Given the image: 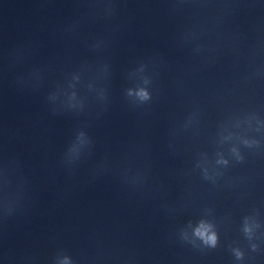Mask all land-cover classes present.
I'll return each instance as SVG.
<instances>
[{
    "label": "clouds",
    "instance_id": "9594fccd",
    "mask_svg": "<svg viewBox=\"0 0 264 264\" xmlns=\"http://www.w3.org/2000/svg\"><path fill=\"white\" fill-rule=\"evenodd\" d=\"M104 11L107 14H111L113 9L111 7V4H107L104 8ZM200 36L195 31H188L184 34L182 37V41L187 43L190 41H197L199 40ZM203 49V45L197 44L194 51L196 53H200ZM211 53V50H209V54ZM140 72L144 71V66L142 65L139 69ZM152 85V79L148 76H141L139 83L135 87H129L126 89V96L129 99V101L135 105L140 106L144 104H148L153 99V92L150 90V86ZM75 95V94H73ZM54 98V97H53ZM191 120V118H189ZM91 139L87 136V134L84 131H79L76 134L75 140L70 144V146L67 149V152L64 156V162L68 165L74 164L76 161H78L82 154L84 153L85 149H90L91 146ZM245 144L248 143V141H244ZM231 152L236 154L237 161H242V157L239 155L237 149L233 147L231 149ZM217 159L215 163L217 165L222 166H228L229 160L224 158V156L220 153L217 154ZM208 163L207 160L204 161V164L206 165ZM198 168H202V173L204 179H212V177L209 176V169L206 166H202L200 163L196 165ZM129 182L132 184H143L144 178L141 174H137L131 178H128ZM2 183L3 188L5 190V197H4V213L5 215H11L16 207V201L9 198L7 189L10 186V180H9V172L8 169H5L2 177ZM206 214H209L206 212ZM260 225L258 223H255L254 220H251V218L246 217L243 223L242 231L245 234V236L251 240L254 235V229L258 228ZM179 236L182 241L192 244L194 247H203V248H209V249H215L219 244V234L217 231V225L210 219L206 218H200L199 220L193 222L192 220H189L185 226H183L179 230ZM199 242V243H197ZM256 245H252V249L256 250ZM234 257L236 260H242L244 257V253L240 248H233L231 249ZM52 264H75V261L73 258L64 252L63 250L58 251L54 258L52 259Z\"/></svg>",
    "mask_w": 264,
    "mask_h": 264
}]
</instances>
